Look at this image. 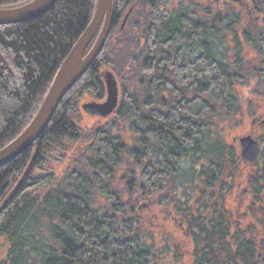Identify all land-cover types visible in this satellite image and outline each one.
Segmentation results:
<instances>
[{
	"label": "trees",
	"instance_id": "16d2710c",
	"mask_svg": "<svg viewBox=\"0 0 264 264\" xmlns=\"http://www.w3.org/2000/svg\"><path fill=\"white\" fill-rule=\"evenodd\" d=\"M203 1L113 0L94 62L34 143L0 166L8 245L0 264H264V112L258 159L243 160L229 141L244 113L263 109L251 99L245 110L236 86L256 81L252 94L264 98V0L241 11L226 3L221 13ZM95 7L57 0L36 18L0 25V148L28 125ZM103 68L118 81L119 104L85 127L80 100L104 99ZM240 162L251 166L244 182ZM149 198L180 217L188 251L156 237L160 225L140 207Z\"/></svg>",
	"mask_w": 264,
	"mask_h": 264
},
{
	"label": "water",
	"instance_id": "95a60500",
	"mask_svg": "<svg viewBox=\"0 0 264 264\" xmlns=\"http://www.w3.org/2000/svg\"><path fill=\"white\" fill-rule=\"evenodd\" d=\"M56 1L28 0L12 6H0V25L36 18L47 12ZM113 18V0H96L95 11L90 21L62 59L34 116L13 140L0 148V166L28 149L41 135L49 124L59 102L100 53L110 32ZM262 22L264 24V16ZM93 38L94 41L86 51ZM103 77L106 85L104 100L87 101L81 105L82 110L88 115L108 117L118 107V81L110 70L105 71ZM238 140L241 158L247 162L255 161L261 152L259 140L250 134L241 136ZM260 244H264V237L260 238Z\"/></svg>",
	"mask_w": 264,
	"mask_h": 264
},
{
	"label": "rangeland",
	"instance_id": "374dc122",
	"mask_svg": "<svg viewBox=\"0 0 264 264\" xmlns=\"http://www.w3.org/2000/svg\"><path fill=\"white\" fill-rule=\"evenodd\" d=\"M177 2H186L189 0H176ZM204 3H210L211 7L214 8L216 10V12H224V7L225 4H230V5H234L236 7V9L238 11H241L242 9H249V7H251L252 5V0H229L228 2L225 0H206L203 1ZM253 7V6H252ZM264 16V11L260 17V21L262 22V18ZM263 24V22H262ZM264 26V24H263ZM244 45V44H243ZM243 54L245 57L251 59L253 56H255V52L252 50V48H250V46H246L244 45V51ZM250 61V60H248ZM109 68H103L104 72L107 71ZM119 85V84H118ZM256 85V81H252L250 86H243V85H238L236 86V90L237 93L240 97V101L243 104V107L245 108V106L248 103V100H255L256 102H258L260 105H263V109L260 108V113L256 116V118H248L247 114L244 113L242 116L244 117L243 119H241V122L236 125L233 130L230 132L229 136V141L235 143V145L237 146V149L240 153V144H239V140L238 138L244 135H248L250 134L251 136L257 138L259 137L260 133H261V122L262 119H259V115L261 114V112H264V98L261 97H254L252 92H253V88ZM105 98V97H104ZM92 100H96L94 99L91 95L89 94H84L81 97L80 100V106L87 101H92ZM246 110V108H245ZM84 113V111H83ZM107 117H98V116H91L88 115L86 113H84V118L82 120V125L85 127H90L92 125H94L97 121H104V119H106ZM241 117H239L240 119ZM123 126V125H122ZM116 132H119L123 135L124 139L129 137V132L127 130V128H123V129H117ZM244 163L240 162V170L238 172L237 175V180H240L242 182H244L242 179L245 178V176L248 175V172L251 170V166L249 165H243ZM191 174L190 173H184V179L190 181L191 180ZM121 185V184H119ZM239 196L238 193V188H236L232 191L231 197H236ZM155 198V197H154ZM160 197H157V200H159ZM151 200L152 198L148 199V201H144L141 203L140 207L142 208V214L143 217L145 218V221L150 222L149 224H154V226L152 225V227H156L158 228V226L160 225L159 229H156V237L160 238L163 235H166L168 238L172 239V241H174L176 244H178L184 251L186 252L188 251L187 248L190 247L189 241H188V236L185 233V229L182 228L181 224H180V217L178 215H176L175 213L171 214L170 211H163V209H156V208H151ZM240 202V201H239ZM244 211V206L240 207V203L238 204V206L236 208H234V218L240 217V214H242V212ZM236 216V217H235ZM178 217V218H177ZM146 223V222H145ZM147 225H149L148 223H146ZM264 236H260L258 237V241L260 243V238H262ZM163 241L161 243H159V245H161V247L163 246ZM7 243L5 242V240L1 237L0 238V260L3 258L4 254L6 253V248H7ZM180 248V249H181Z\"/></svg>",
	"mask_w": 264,
	"mask_h": 264
},
{
	"label": "flooded vegetation",
	"instance_id": "af4514ba",
	"mask_svg": "<svg viewBox=\"0 0 264 264\" xmlns=\"http://www.w3.org/2000/svg\"><path fill=\"white\" fill-rule=\"evenodd\" d=\"M160 192V191H159ZM161 193V192H160ZM159 197H160V195H159Z\"/></svg>",
	"mask_w": 264,
	"mask_h": 264
}]
</instances>
